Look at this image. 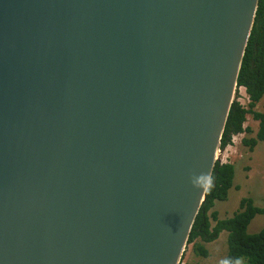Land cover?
Wrapping results in <instances>:
<instances>
[{"label":"water","instance_id":"1","mask_svg":"<svg viewBox=\"0 0 264 264\" xmlns=\"http://www.w3.org/2000/svg\"><path fill=\"white\" fill-rule=\"evenodd\" d=\"M258 0H0V264H179Z\"/></svg>","mask_w":264,"mask_h":264},{"label":"trees","instance_id":"2","mask_svg":"<svg viewBox=\"0 0 264 264\" xmlns=\"http://www.w3.org/2000/svg\"><path fill=\"white\" fill-rule=\"evenodd\" d=\"M236 87L243 88L247 102L244 106L235 100L231 102L218 149L223 150L229 145L231 137L242 135L241 147L252 151L257 142L264 143V113L253 110L264 93V0L257 2L236 77ZM246 116L257 122L254 133L251 126H243ZM252 134L253 137H250ZM210 176L212 185L204 193V200L185 245L191 246L194 255L205 258L207 252L202 244L214 241L224 231L227 234V252L223 260H240L242 264H264V228L256 234H246L250 221L255 215H264V208H256L250 199L244 198L239 202L238 211L229 218L218 220L216 212L212 211V205L214 201L226 199L232 183L233 167L229 163H215Z\"/></svg>","mask_w":264,"mask_h":264},{"label":"rangeland","instance_id":"3","mask_svg":"<svg viewBox=\"0 0 264 264\" xmlns=\"http://www.w3.org/2000/svg\"><path fill=\"white\" fill-rule=\"evenodd\" d=\"M233 99L242 106L247 102L243 89L236 91ZM253 110L264 113V93ZM243 126H251L254 133L257 122L246 116ZM250 137H253V134ZM242 138H236L235 144L219 157L220 163L232 165L233 177L226 199L213 202L212 211L216 212L218 220L229 218L238 211L239 202L244 198L250 199L256 208H264V143L257 142L253 150L249 151L246 147H241ZM263 228L264 215H255L246 228V234H256ZM226 235V232L222 231L214 241L202 244L207 252L205 258L194 255L190 245L185 246L179 264H220L227 252Z\"/></svg>","mask_w":264,"mask_h":264},{"label":"clouds","instance_id":"4","mask_svg":"<svg viewBox=\"0 0 264 264\" xmlns=\"http://www.w3.org/2000/svg\"><path fill=\"white\" fill-rule=\"evenodd\" d=\"M237 87L235 86V89H236ZM244 91V90H243ZM244 96H245V94H244ZM235 136H237V135H235ZM242 136V135H241ZM234 144H235V142H234ZM234 144H232V145H234ZM231 145V143L229 144V146H232ZM219 146V145H218ZM228 146V145H227ZM226 146V147H227ZM225 147V148H226ZM224 148V149H225ZM231 148V147H230ZM223 149V150H224ZM226 149H228V148H226ZM223 150H219L218 149V152H221V154H224L223 153ZM226 151V150H225ZM221 156V155H220ZM219 161L217 162V163H220V158L218 159ZM220 164H222V163H220ZM224 164V163H223ZM192 184H193V186L195 187V188H198V189H208V188H210L211 187V185H212V178H211V176L209 175V174H205V173H201L200 175H198V176H194L193 177V179H192ZM221 264H242V261H240V260H237V261H233V260H231V259H227V260H223V261H221Z\"/></svg>","mask_w":264,"mask_h":264},{"label":"built area","instance_id":"5","mask_svg":"<svg viewBox=\"0 0 264 264\" xmlns=\"http://www.w3.org/2000/svg\"><path fill=\"white\" fill-rule=\"evenodd\" d=\"M241 89H243V88H236L235 89V94H236V91H239V90H241ZM240 104V103H239ZM241 135H237V136H233V137H231V139H230V143H231V145L232 144H234V142H235V140H236V138H238V137H240ZM231 146H227L226 148H230ZM226 148L223 150V153L225 152V150H226Z\"/></svg>","mask_w":264,"mask_h":264}]
</instances>
